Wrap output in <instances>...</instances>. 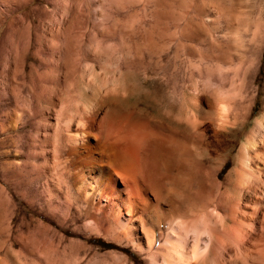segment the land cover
Returning a JSON list of instances; mask_svg holds the SVG:
<instances>
[{
	"label": "bare ground",
	"instance_id": "bare-ground-1",
	"mask_svg": "<svg viewBox=\"0 0 264 264\" xmlns=\"http://www.w3.org/2000/svg\"><path fill=\"white\" fill-rule=\"evenodd\" d=\"M262 1L253 17L243 0H202L222 55L193 48L188 23L185 44L156 49L114 27L68 34L98 40L76 45L70 66L62 50L32 57L27 36L16 35L0 53V151L14 150L0 157L22 160L6 180L41 185L70 216L117 232L148 264H264V105L246 128ZM126 76L150 91L152 110L127 102ZM75 245L10 223L0 230V264H130L113 254L78 259L68 252Z\"/></svg>",
	"mask_w": 264,
	"mask_h": 264
},
{
	"label": "rangeland",
	"instance_id": "rangeland-1",
	"mask_svg": "<svg viewBox=\"0 0 264 264\" xmlns=\"http://www.w3.org/2000/svg\"><path fill=\"white\" fill-rule=\"evenodd\" d=\"M201 2L202 0H0V53L15 44L16 35L23 34L27 36L25 44L33 45L30 48L33 52L32 57H37L42 52L62 50L65 52V58L69 56L66 58V63L69 60L70 62L66 65L70 66L72 63L70 52L76 45L82 44L90 48L98 45V40L87 38L86 41L76 42L66 40L65 36L94 33V30H103V28L106 30L107 27L113 30L114 27L116 30L132 32L135 41L133 44L138 48L150 46L160 48L163 45L174 47L179 44L182 46L187 42L181 27L188 23L197 29L190 41L193 48L197 47L205 51L214 49L213 52L222 55L226 52L223 51L224 42L216 40L211 44L207 20L212 17L201 8ZM243 2L244 7L241 10L250 12L253 17H257L263 9L262 0H243ZM111 17L118 18L114 22L116 25L112 24V27L108 23ZM221 32L218 30L217 34L220 35ZM33 35L38 37L37 43L32 42ZM238 35L237 37H240V34ZM219 49L222 52H219ZM259 57L252 76L254 104L248 116L247 129L252 126L254 119L260 116L264 105V45ZM124 80L119 88L129 92H127L129 95L127 102L152 110L150 91L142 87L136 78L126 76ZM153 112L157 113L155 110ZM240 138L243 139L242 136ZM3 149L0 151L1 154H6V151L14 153V150L8 146ZM21 162L22 160L16 157L4 155L0 157V230L10 223L22 226L29 224L31 227L48 232L54 238H62L65 244L74 242L76 245L69 248L68 252L78 259H94V254L100 256L113 254L130 264H148L146 256L138 252L123 236H118L117 232L106 233L97 229L94 222L89 219L77 220L70 216L65 212L60 200H56V196L54 198L50 196L41 185L37 188L30 187L22 180L20 182L23 185L20 182L17 185L9 183L5 178L6 174L19 172V169H14L12 166H18ZM230 167L229 160L221 174L224 175ZM120 220L124 222V217L122 216ZM18 249L19 247L16 248Z\"/></svg>",
	"mask_w": 264,
	"mask_h": 264
}]
</instances>
